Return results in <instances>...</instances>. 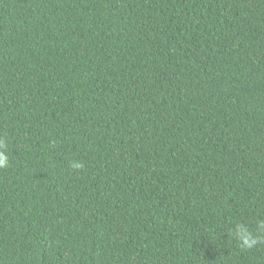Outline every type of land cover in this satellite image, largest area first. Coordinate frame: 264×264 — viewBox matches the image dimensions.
Here are the masks:
<instances>
[{
	"label": "trees",
	"instance_id": "trees-1",
	"mask_svg": "<svg viewBox=\"0 0 264 264\" xmlns=\"http://www.w3.org/2000/svg\"><path fill=\"white\" fill-rule=\"evenodd\" d=\"M0 138V264H264V0H0Z\"/></svg>",
	"mask_w": 264,
	"mask_h": 264
},
{
	"label": "clouds",
	"instance_id": "clouds-1",
	"mask_svg": "<svg viewBox=\"0 0 264 264\" xmlns=\"http://www.w3.org/2000/svg\"><path fill=\"white\" fill-rule=\"evenodd\" d=\"M9 166V157L7 155V144L3 138H0V169H5ZM71 167L74 169H81L84 167L81 162H72ZM257 229L264 232V219L257 221ZM234 236L238 239L240 246L251 249L264 240L260 235H253V231L249 229L246 224L236 223L233 229Z\"/></svg>",
	"mask_w": 264,
	"mask_h": 264
}]
</instances>
